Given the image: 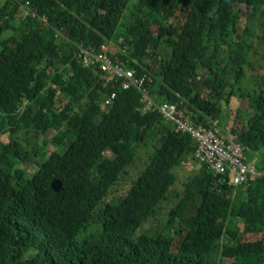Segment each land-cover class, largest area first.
<instances>
[{
    "label": "trees",
    "instance_id": "trees-1",
    "mask_svg": "<svg viewBox=\"0 0 264 264\" xmlns=\"http://www.w3.org/2000/svg\"><path fill=\"white\" fill-rule=\"evenodd\" d=\"M101 46L195 129L237 102L231 134L264 169V0H0V264H264V177L232 186L200 161L82 64Z\"/></svg>",
    "mask_w": 264,
    "mask_h": 264
},
{
    "label": "bare ground",
    "instance_id": "bare-ground-1",
    "mask_svg": "<svg viewBox=\"0 0 264 264\" xmlns=\"http://www.w3.org/2000/svg\"><path fill=\"white\" fill-rule=\"evenodd\" d=\"M31 16L36 17L32 13ZM101 50L102 51L99 54L86 50L88 52V56L86 60H81L82 64H86V66L89 62H91V64H100V66L107 64V74L112 73L118 78L126 79L140 93V111L144 114L148 111L155 110L163 120H171L177 123L178 125L176 130L179 133H190L193 140L197 143L194 152L196 153L197 157L200 158V161L212 163L215 169L226 175V181L229 184L232 186H239L241 182H247L249 179H255L252 176L264 177V169L263 171H260L255 166H252V163L247 162L244 152L245 146H242L236 141V135L231 134L234 124L232 126L231 124L227 123L223 127V124L220 126L219 123L214 122L212 123L211 127H215L212 129H206L202 126H199L198 129H195L193 125L190 124L189 117L186 116L182 111L178 110L174 104L167 103L169 104V107H162L163 103H158L149 97L145 84L148 86L152 81L145 73L136 76V73L133 69H125L123 66L112 65L111 61L107 58L108 56L106 55V47L101 46ZM99 58L102 59L97 60ZM112 79L113 76H109L107 81L109 82ZM114 98L115 94L110 93L104 98V105L109 106ZM185 124H187L186 128L183 127ZM218 126L222 127L223 130L227 132L228 142L226 145H224L219 138V135L222 133V131ZM218 142L222 143L219 149L227 148L229 152H235V155L231 159L228 157H224V159L217 157L216 153L212 150H214ZM237 155H240L241 157L239 158ZM241 166L246 167L247 171L239 172V167ZM187 168L191 169V165ZM224 168H227V171H225ZM237 177L238 180L235 181V178Z\"/></svg>",
    "mask_w": 264,
    "mask_h": 264
},
{
    "label": "rangeland",
    "instance_id": "rangeland-1",
    "mask_svg": "<svg viewBox=\"0 0 264 264\" xmlns=\"http://www.w3.org/2000/svg\"><path fill=\"white\" fill-rule=\"evenodd\" d=\"M250 75V74H249ZM232 101H233V99H232ZM228 111H229V114H230V120H228V124H231L232 126H233V124H234V126L235 127H237V126H240L241 124H242V118H244V120H246L247 118H249V116L250 115H248V116H245V117H241V116H239V109H238V104H237V102L236 103H230V105H229V107H228ZM253 112V110H251V113ZM241 119V121H239V120ZM51 136H53L52 134L50 135V137ZM49 148L50 149H53V146H49ZM141 151H142V153H149V151H150V147H148V148H146V149H141ZM252 166H254V164H252ZM188 169V168H187ZM187 169H186V172H187ZM32 170H34V167L32 166ZM189 170V169H188ZM174 172H175V169H174ZM182 175V172H180L179 173V177ZM147 228V226H144V228L143 229H146Z\"/></svg>",
    "mask_w": 264,
    "mask_h": 264
},
{
    "label": "built area",
    "instance_id": "built-area-1",
    "mask_svg": "<svg viewBox=\"0 0 264 264\" xmlns=\"http://www.w3.org/2000/svg\"><path fill=\"white\" fill-rule=\"evenodd\" d=\"M87 56H88V52L87 51H84V58H83V60H86L87 59ZM102 58H99V59H97V60H101ZM101 68L103 69V70H107L108 69V66H107V64H104V65H102L101 66ZM183 127L184 128H186L187 127V124H185V125H183ZM222 145V143L221 142H218L217 143V145L215 146V148H214V150H212V151H214L215 153H216V155H217V157H219V158H221V159H224V157H228V158H232L234 155H235V152H233V151H228L227 150V148L226 149H219V147ZM218 150V151H217ZM239 158L241 157L240 155H237ZM227 167V166H226ZM228 168V167H227ZM247 171V168L246 167H243V166H241V167H239V172H246ZM238 180V177L237 178H235V181H237Z\"/></svg>",
    "mask_w": 264,
    "mask_h": 264
},
{
    "label": "water",
    "instance_id": "water-1",
    "mask_svg": "<svg viewBox=\"0 0 264 264\" xmlns=\"http://www.w3.org/2000/svg\"><path fill=\"white\" fill-rule=\"evenodd\" d=\"M50 186L55 192H57L60 190L61 183L57 180H52L50 183Z\"/></svg>",
    "mask_w": 264,
    "mask_h": 264
},
{
    "label": "clouds",
    "instance_id": "clouds-1",
    "mask_svg": "<svg viewBox=\"0 0 264 264\" xmlns=\"http://www.w3.org/2000/svg\"><path fill=\"white\" fill-rule=\"evenodd\" d=\"M162 107H169V104H167V102H164L163 104H162ZM191 123V122H190Z\"/></svg>",
    "mask_w": 264,
    "mask_h": 264
}]
</instances>
